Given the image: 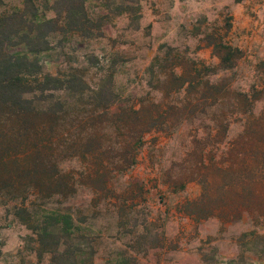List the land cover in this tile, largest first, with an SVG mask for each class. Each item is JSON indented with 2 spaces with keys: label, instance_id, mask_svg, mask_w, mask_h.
<instances>
[{
  "label": "rangeland",
  "instance_id": "rangeland-1",
  "mask_svg": "<svg viewBox=\"0 0 264 264\" xmlns=\"http://www.w3.org/2000/svg\"><path fill=\"white\" fill-rule=\"evenodd\" d=\"M5 17L6 53L86 90L1 127L0 264H264V0H0ZM213 44L240 50L232 69Z\"/></svg>",
  "mask_w": 264,
  "mask_h": 264
},
{
  "label": "trees",
  "instance_id": "trees-1",
  "mask_svg": "<svg viewBox=\"0 0 264 264\" xmlns=\"http://www.w3.org/2000/svg\"><path fill=\"white\" fill-rule=\"evenodd\" d=\"M10 17L0 19V28L6 25ZM46 23L34 21L36 28H40ZM27 45L33 41L31 34L27 36ZM7 42L5 39H0V133L1 127L7 123H18L22 126L29 118V114L34 111L36 102L45 101L43 94L48 91H75L79 95H83L86 90V84L81 79L75 77L62 78L53 76L43 71L36 59H31L27 55L17 54L11 55L6 53ZM218 47H223L224 52L219 56L221 68L232 69L234 67L235 56L241 54L240 50L227 45L213 44L216 50ZM222 49V48H221ZM33 51V50H32ZM31 50L29 52H32ZM40 51V50H38ZM94 93H100V90H95ZM40 97V98H39ZM44 98V99H43ZM135 113L138 111L133 110ZM140 137L136 140L135 145L140 143ZM264 145V143H261ZM128 155V153H126ZM125 155V158L127 156ZM264 155V154H262ZM127 167L132 166L135 162L134 155L125 160ZM130 161V162H129ZM50 177L52 181H61L63 175L57 169L56 165H52ZM52 174V175H51ZM24 211V210H21ZM54 225L65 234L73 233L74 225L69 215L56 214L53 217ZM57 250H52L49 253H56Z\"/></svg>",
  "mask_w": 264,
  "mask_h": 264
}]
</instances>
